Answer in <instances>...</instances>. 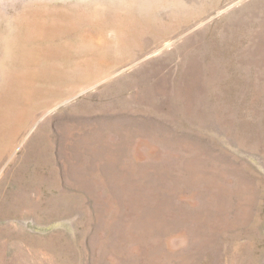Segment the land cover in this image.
Returning <instances> with one entry per match:
<instances>
[{
	"label": "rangeland",
	"instance_id": "1",
	"mask_svg": "<svg viewBox=\"0 0 264 264\" xmlns=\"http://www.w3.org/2000/svg\"><path fill=\"white\" fill-rule=\"evenodd\" d=\"M0 264H264V0H0Z\"/></svg>",
	"mask_w": 264,
	"mask_h": 264
}]
</instances>
